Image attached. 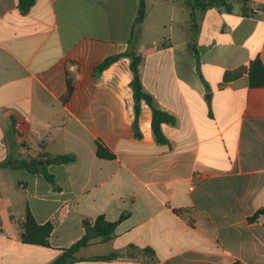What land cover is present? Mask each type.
Returning <instances> with one entry per match:
<instances>
[{"label":"crops","instance_id":"crops-1","mask_svg":"<svg viewBox=\"0 0 264 264\" xmlns=\"http://www.w3.org/2000/svg\"><path fill=\"white\" fill-rule=\"evenodd\" d=\"M146 3L135 44L145 91L177 119L166 145L145 103L134 137L129 58L94 74L128 50L139 0H35L27 14L0 0V264H53L100 216L119 222L115 238L74 264H264V215L249 221L264 207V87L248 81L253 58L264 63V17L251 13L264 0H246L248 15L240 1L195 10L197 29L188 0ZM168 15L179 35L149 45L151 17L166 28ZM57 155L76 160L46 165L52 181L12 166ZM27 210L55 222L51 247L23 243Z\"/></svg>","mask_w":264,"mask_h":264},{"label":"trees","instance_id":"trees-1","mask_svg":"<svg viewBox=\"0 0 264 264\" xmlns=\"http://www.w3.org/2000/svg\"><path fill=\"white\" fill-rule=\"evenodd\" d=\"M188 5L192 8L191 19L194 22V11H207L208 9L218 8L222 9L227 13H232L233 2L240 1L243 4L242 14L248 15V8L246 7V0H188ZM35 0H18V8L23 14H27L33 7ZM252 14L256 15L257 12L251 11ZM147 16V3L146 0H139L138 15L135 19L133 26L132 39L129 42V48L125 53L112 56L107 58L103 63L94 69L95 76L101 75L107 70L113 63L117 62L121 58H129L131 61L130 69L133 75L130 86L133 90V97L135 101V121L133 124L134 137L136 139H142L143 135L139 126V118L141 115L142 104H147L152 111V122L151 128L154 140L157 144L166 145L169 144V140L163 132L162 126L168 124L175 126L177 119L174 115L160 108L155 97L145 91L140 74V65L143 62V57L138 54L136 47V40L139 38L142 24L144 23ZM196 26V25H195ZM197 29V26H196ZM199 54L196 53L198 58ZM248 81L249 86L252 88L264 87V63L260 56H256L250 63L248 69ZM73 92V79L68 75V93L67 98L71 96ZM97 156L101 159H114L115 155L100 141H97ZM48 159L45 163L41 162H19L13 167H21L29 169L34 173H43L48 180L52 181V176L48 175L45 169L46 165H62L73 163L76 160L75 156L71 155H57L47 156ZM264 215V207L258 210V212L249 219L253 222ZM124 219V216L121 220ZM119 222H109L105 217L100 216L94 222L85 221L84 226L86 233L84 237L75 243L72 247L65 249L63 253L53 262V264H74L79 261L76 257V253L84 247H87L95 239L100 238L102 241H111L115 238L116 228ZM22 241L25 244L36 245L42 247H51V234L55 228V222L50 221L46 224H38L30 210H27L25 220L22 223ZM118 257V253H111L106 256L97 257V260H113ZM234 264H243L236 262Z\"/></svg>","mask_w":264,"mask_h":264},{"label":"rangeland","instance_id":"rangeland-1","mask_svg":"<svg viewBox=\"0 0 264 264\" xmlns=\"http://www.w3.org/2000/svg\"><path fill=\"white\" fill-rule=\"evenodd\" d=\"M190 7V6H189ZM190 11L192 12V8L190 7ZM189 10V8L187 9ZM166 19V28H162L161 25L154 23V16L151 17L150 22L147 28V42L149 45H159L163 39L169 37L170 35L173 37H177L179 35L180 27L178 25V17L171 18V16H167Z\"/></svg>","mask_w":264,"mask_h":264},{"label":"built area","instance_id":"built-area-1","mask_svg":"<svg viewBox=\"0 0 264 264\" xmlns=\"http://www.w3.org/2000/svg\"><path fill=\"white\" fill-rule=\"evenodd\" d=\"M257 13L264 17V11L263 10H258ZM0 146L3 147L4 144L0 143Z\"/></svg>","mask_w":264,"mask_h":264},{"label":"water","instance_id":"water-1","mask_svg":"<svg viewBox=\"0 0 264 264\" xmlns=\"http://www.w3.org/2000/svg\"><path fill=\"white\" fill-rule=\"evenodd\" d=\"M208 98L210 97V95L207 96Z\"/></svg>","mask_w":264,"mask_h":264}]
</instances>
